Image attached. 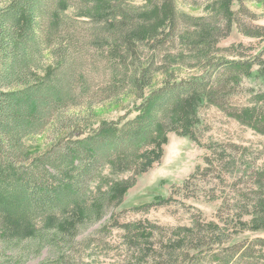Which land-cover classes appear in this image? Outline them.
<instances>
[{
	"label": "trees",
	"instance_id": "16d2710c",
	"mask_svg": "<svg viewBox=\"0 0 264 264\" xmlns=\"http://www.w3.org/2000/svg\"><path fill=\"white\" fill-rule=\"evenodd\" d=\"M256 1L264 17V0ZM187 5L0 0V264H264V238H241L264 234V88H252L264 86V48L249 56L243 44L217 47L234 26L264 41V26L246 0H210L199 16L184 10ZM81 43L95 51L103 46L111 74L141 101L133 119L87 130V118L76 116L56 128L55 113L81 97L77 86L91 92L83 72L78 80ZM187 52L197 69L192 77L180 65L170 68ZM47 55L55 65L41 76ZM158 75L161 84L153 88ZM205 107L254 131L261 143L203 144ZM172 132L206 150L181 190L219 201L214 220L172 227L148 219L121 224L113 215L117 235L79 238L85 225L124 200ZM45 133V151L30 153L26 140Z\"/></svg>",
	"mask_w": 264,
	"mask_h": 264
},
{
	"label": "rangeland",
	"instance_id": "374dc122",
	"mask_svg": "<svg viewBox=\"0 0 264 264\" xmlns=\"http://www.w3.org/2000/svg\"><path fill=\"white\" fill-rule=\"evenodd\" d=\"M135 2L141 4L143 0H135ZM209 2L210 0H188L190 6L187 5L188 7L184 10L191 15L199 16L204 13L203 6H207ZM246 4L254 13L260 16V20L256 23L264 26L261 5L256 0H246ZM81 44L84 52L80 62L81 71L78 80H82L83 72L88 80L86 86L91 88V92L86 94L83 87L77 86L76 98L81 97L75 102H69L67 109L55 113L57 117L54 122L56 128L62 121H69L70 119L75 121L76 116L87 118L82 123L83 128L87 130H94L102 122H117L123 117L133 119L137 115L135 108L139 106L141 101L131 94L128 85L121 86V78L118 79L111 74L109 67L104 63L103 46L95 51L94 48L97 47L91 46L89 43L86 46L84 43ZM238 44L250 48L247 51L249 56L264 48V41L243 36L235 26L228 37L218 42L217 47L227 48ZM185 55L183 56L184 61L176 58L170 68L176 69L180 65L184 68L185 74L192 77L196 74L197 69L190 65L187 58L193 55L191 52L189 55L188 52ZM233 56H226V58L232 60ZM54 65L50 56L47 55L41 76L51 72ZM160 75L156 76L157 79H155L153 88L159 87L161 84L162 76ZM251 84L252 82L244 80L245 88H250ZM252 88L257 92L264 86L254 84ZM151 90H147V95ZM203 109L201 111V119L203 126H205L201 137L203 144H208L214 139L231 140L237 144L253 148L261 143L262 139L257 133L237 124L216 108L205 107ZM53 125L48 128V133L46 132L48 137L52 135ZM46 133L26 140L25 143L30 153L38 154L45 151L49 144ZM205 153L204 147L198 146L189 138L174 132L169 133L161 157L137 178L136 185L127 191L124 200L119 205L109 208L98 222L85 225L80 230V236L78 237L93 234L97 236V239L109 240L111 236L117 235L118 232L116 230L113 232V229L110 228L109 221L113 215L119 219L121 224L127 221L148 219L159 225L177 227L190 225L196 221V218L208 222L213 221L219 201H208L205 193L201 190H196L193 194L195 198L190 192L181 190L184 182L195 172L198 166L202 165ZM171 196H173V199L168 204L158 205V199H169ZM259 237L264 238V234L246 233L241 236V238L251 239ZM113 239L116 238L113 237ZM35 260L36 262L43 260V257H37ZM258 264L263 263L258 262Z\"/></svg>",
	"mask_w": 264,
	"mask_h": 264
}]
</instances>
